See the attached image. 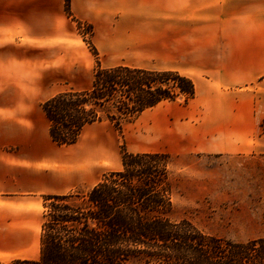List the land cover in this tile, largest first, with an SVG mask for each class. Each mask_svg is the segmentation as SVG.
Instances as JSON below:
<instances>
[{
  "label": "crops",
  "instance_id": "obj_1",
  "mask_svg": "<svg viewBox=\"0 0 264 264\" xmlns=\"http://www.w3.org/2000/svg\"><path fill=\"white\" fill-rule=\"evenodd\" d=\"M65 3L0 0L1 263L40 257V199L88 185L98 161L117 163L108 137H94L78 155L62 153L49 127L46 148L32 141L38 119L12 114L15 101L62 77L67 90L89 88L98 60L193 80L195 96L163 118L180 120L185 152L264 158V0H71V14ZM81 23L92 26L97 57ZM90 150L97 162L87 164Z\"/></svg>",
  "mask_w": 264,
  "mask_h": 264
},
{
  "label": "trees",
  "instance_id": "obj_2",
  "mask_svg": "<svg viewBox=\"0 0 264 264\" xmlns=\"http://www.w3.org/2000/svg\"><path fill=\"white\" fill-rule=\"evenodd\" d=\"M65 4L71 14V0ZM194 96L193 80L175 71L103 67L98 60L89 88L64 90L41 106L51 139L73 145L90 124L121 128L165 101ZM169 158L123 147V169L105 174L88 192L47 195L39 258L0 264H264V236L231 240L166 215Z\"/></svg>",
  "mask_w": 264,
  "mask_h": 264
},
{
  "label": "rangeland",
  "instance_id": "obj_3",
  "mask_svg": "<svg viewBox=\"0 0 264 264\" xmlns=\"http://www.w3.org/2000/svg\"><path fill=\"white\" fill-rule=\"evenodd\" d=\"M79 28L81 32L90 34L86 39L87 48L94 57H97L98 52L91 41L92 26L81 23ZM94 72L95 68L91 76L92 80ZM68 83L69 81L62 77L50 83L46 91L32 93L34 98L15 101L12 109L13 119H38V138L32 140L34 143L39 141L46 148L49 147V122L40 104L67 90L70 87ZM17 103H20V106ZM185 103L183 98L165 101L130 121H124L121 128L115 127L110 121L88 125L76 144L59 146L62 153L78 155L80 149L94 137L105 136L114 141L118 147L117 163L105 159L98 161L100 168L93 180L71 193H86L100 182L105 174L123 169V147L133 153L166 152L170 155L168 168L172 203L166 215L171 220L188 219L208 234L236 241L263 237L264 167L260 162L264 158L257 157L252 160L248 156L231 157L185 152L183 144H187L188 141L182 138L180 120L173 122V119H163L178 114ZM4 117L1 116L0 119ZM261 135L264 136L262 127ZM88 156L87 164L97 162V151L90 150ZM46 197L40 199L41 204L35 205L36 211L39 210L37 218L40 250L42 225L46 220L45 214L49 203Z\"/></svg>",
  "mask_w": 264,
  "mask_h": 264
}]
</instances>
